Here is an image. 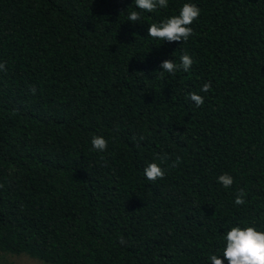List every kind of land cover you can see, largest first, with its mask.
I'll return each instance as SVG.
<instances>
[{"label": "trees", "instance_id": "16d2710c", "mask_svg": "<svg viewBox=\"0 0 264 264\" xmlns=\"http://www.w3.org/2000/svg\"><path fill=\"white\" fill-rule=\"evenodd\" d=\"M184 3L200 9L187 41L147 35ZM184 54L189 71L161 78V62ZM0 63L1 255L210 264L231 227L264 231V0H168L152 13L134 0H0ZM151 162L163 179L145 177Z\"/></svg>", "mask_w": 264, "mask_h": 264}, {"label": "clouds", "instance_id": "9594fccd", "mask_svg": "<svg viewBox=\"0 0 264 264\" xmlns=\"http://www.w3.org/2000/svg\"><path fill=\"white\" fill-rule=\"evenodd\" d=\"M136 8L152 13L158 8H167L168 0H134ZM200 9L193 3H184L179 9L178 15H172L159 23H152L148 25L147 35L154 39L164 40L169 43L185 42L191 37L193 29L190 25L199 18ZM141 15L139 11H130L127 20L130 22H139ZM180 63L173 60L165 59L161 62L159 67L161 78L165 72L175 73L177 70L188 72L193 60L188 54L181 55ZM0 70H5V64L0 63ZM33 93L35 88L30 89ZM211 90V82H206L202 85V92H209ZM189 99L195 103L197 107L204 103V98L195 92L189 93ZM141 140L143 137L140 138ZM91 145L94 150L104 151L107 149V141L103 136L94 135L91 139ZM167 155L160 157L161 161L167 160ZM181 158L177 157L172 163L175 167ZM144 175L148 180L155 181L163 179L164 169L157 163L151 162L144 168ZM218 183L223 187L228 188L233 184V178L228 174H222L217 178ZM246 193L243 189L238 190L234 203L236 205H243L245 203ZM121 244L125 243L123 238L119 241ZM223 257V258H221ZM210 264H264V231L257 230L253 226H233L230 230L224 233V247L222 255L212 254L208 257Z\"/></svg>", "mask_w": 264, "mask_h": 264}, {"label": "rangeland", "instance_id": "374dc122", "mask_svg": "<svg viewBox=\"0 0 264 264\" xmlns=\"http://www.w3.org/2000/svg\"><path fill=\"white\" fill-rule=\"evenodd\" d=\"M0 264H42L24 255H1Z\"/></svg>", "mask_w": 264, "mask_h": 264}]
</instances>
